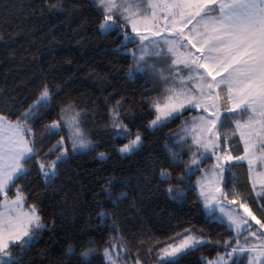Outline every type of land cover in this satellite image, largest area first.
Listing matches in <instances>:
<instances>
[{
	"label": "trees",
	"instance_id": "16d2710c",
	"mask_svg": "<svg viewBox=\"0 0 264 264\" xmlns=\"http://www.w3.org/2000/svg\"><path fill=\"white\" fill-rule=\"evenodd\" d=\"M101 11L92 0H0V111L15 121L47 85L53 92L52 102L31 122L41 150L59 139L45 132L44 126L58 119L61 109L68 106L83 117L95 144L93 151L71 153L65 141L70 154L51 183L41 178L35 161L30 166L31 175L19 187L25 205L37 207L45 228L29 247L14 253L20 264H82L80 254L94 248L89 258L92 264H108L104 249L115 240L127 244L131 256L138 255L144 264H159L156 252L163 243L157 241L167 242L176 232L190 228L208 243L183 255L180 264H205L206 259L225 252L222 245L234 238V231L206 216L196 187L201 171H195L185 183H175L190 162L187 148L178 143L180 132L198 111H187L165 126L149 128L153 103L164 93L162 85L150 79V73L132 71L130 75L133 57L123 47L119 31L100 30ZM115 111L133 133L142 136V145L134 153L123 155L118 150L128 141L115 135ZM236 115L225 113L223 120ZM227 124L234 128L231 118ZM228 142L231 153L243 154L238 133H230ZM100 152L107 158L100 159ZM173 152L179 156L174 158ZM210 162L213 159L203 166ZM233 163L236 166L226 172L225 179L237 185L235 199L241 203L242 196L254 195L251 172L245 161ZM163 169L171 172L172 186L183 191L182 197L169 195V184L160 178ZM122 193L126 194L123 198ZM247 204L264 222L256 203L249 199ZM238 264L245 263L241 259Z\"/></svg>",
	"mask_w": 264,
	"mask_h": 264
},
{
	"label": "snow or ice",
	"instance_id": "6c2138e0",
	"mask_svg": "<svg viewBox=\"0 0 264 264\" xmlns=\"http://www.w3.org/2000/svg\"><path fill=\"white\" fill-rule=\"evenodd\" d=\"M97 3L103 17L100 30L103 33L119 31L125 49L130 44L139 46L135 51L128 49L134 60L130 75L132 71L151 68L171 85L166 89L164 102L153 103L154 119L149 128L165 126L187 111L202 109V114L192 118L178 141L191 157L185 174L178 176L175 183H185L195 171L203 172V165L214 158L204 179L196 182L205 214L214 222L227 224L229 229L244 235V244L234 237L222 245L225 255L219 258V264H228L234 254L238 259L245 251L255 253V247L245 248L249 244L248 237L261 241L259 254L264 257V222L257 219L247 204L249 199L253 200L264 214V204H260L264 200V171L256 173L262 178L259 181L253 179L251 183L254 195L241 197L243 202L238 207L247 218L231 207L237 204V185L224 177L226 171L231 173L236 166L234 161H246L249 171L254 172V163L259 160V167L264 170V0H141L147 4L152 19L156 17L155 8L165 11V30L171 35H161L160 29L153 25L156 28L151 31L153 38L137 28V13L129 8L137 0H120L119 4L117 0H97ZM141 19L146 18L141 16ZM150 59L166 63L167 68L158 69L156 64L148 63ZM52 98V90L44 85L36 101L15 121L0 111V208L6 209L0 211V264H20V257L14 250L29 247L38 232L45 228L35 205L29 203L28 210H24L25 196L19 187L20 182L31 175L33 162L45 183H51L58 174V166L66 163L70 154L65 145V133L71 153L95 150L82 123L83 117L71 106L61 109L59 118L44 126L45 132L59 136V139L45 151L41 150L31 122L50 106ZM222 106L227 113L237 115L222 120ZM229 118L234 122L232 129L227 124ZM112 127L116 137L128 141L118 149L121 154L132 153L140 147L141 134L133 133L119 119L118 111L113 114ZM237 132L243 141V155L233 156L228 140L230 133L235 136ZM257 152L261 153L259 157ZM171 155L175 158L179 153ZM99 158L107 157L105 153H99ZM180 163H184L182 158ZM160 178L169 184L167 191L173 199L183 196L180 188L172 186L171 172L161 170ZM9 193H12L11 197ZM125 195L122 193L121 198ZM230 195L233 199H229ZM100 216L105 218L106 214L101 212ZM113 230H117L115 226ZM157 243H163L156 252L159 264H180L183 255L208 241L185 228L170 236L167 242ZM68 251L73 253L71 247ZM95 251L94 248L83 251L80 254L82 264H92L89 258ZM103 255L109 264H117L118 260L141 264L138 255L131 256L127 244H117L115 240L109 241ZM232 264H236V260H232ZM260 264H264V260Z\"/></svg>",
	"mask_w": 264,
	"mask_h": 264
},
{
	"label": "rangeland",
	"instance_id": "374dc122",
	"mask_svg": "<svg viewBox=\"0 0 264 264\" xmlns=\"http://www.w3.org/2000/svg\"><path fill=\"white\" fill-rule=\"evenodd\" d=\"M98 7H100L97 3V0H92ZM117 3L119 4L120 3V0H117ZM139 5V6H137ZM101 8V7H100ZM130 8V11H135L137 13V16L135 17L136 21H137V28L138 30L144 34V35H149L150 38H153L151 37V31H155L156 28L153 27V25H156V27H158L161 31V35H171V33L167 32L165 29H166V26H167V21H165L163 19L164 15H165V11L160 8V7H157L155 8V13H156V17L155 19H152L151 16H150V11L148 10L147 8V4L146 3H141V0H137V3L136 4H130L129 6ZM174 11V9H173ZM187 11V9H186ZM141 16L145 17L146 19H141ZM196 19H199V17H197ZM196 23V20L194 19L193 20V24ZM189 28L192 27V25H189L188 26ZM128 28L130 29V25L128 26ZM188 29H185V31L187 32ZM156 39H159V37H155ZM142 43L144 44H147V41H143ZM131 46L128 48V49H131L133 51H135L139 46L138 45H135V44H130ZM127 49V51H128ZM137 55H140L139 52H137ZM148 63L149 64H156L157 65V68H167V64L166 63H163V62H160L156 59H150L148 60ZM138 72H142V74H149V77L150 79L153 78L154 80H157L158 82H160V84L162 85V89H163V95H162V99H157V101L155 102H160V103H163L165 98H166V89L171 87V85L169 84H166L164 82V80L162 78H160L157 73L155 71H153L151 68H146L145 70L143 71H138ZM165 75H168L167 72H165ZM220 77H217V79H219ZM223 94V93H222ZM198 113H195V114H192L190 118H188L184 124H183V127L181 129V134L183 133L184 129L189 125V123L191 122L192 118L199 115V114H202V109H197ZM221 119L223 120V116L225 113H227L225 110H224V107L222 106L221 109ZM171 121V120H170ZM239 134V132H237ZM67 142V140H65ZM242 141V140H241ZM65 142V143H66ZM142 142H143V139H142ZM93 143V142H92ZM127 143V142H126ZM243 143V141H242ZM125 144V143H124ZM123 144V145H124ZM230 144V142H228V145ZM95 145V144H94ZM123 145H120L118 147L121 148ZM142 145V143H141ZM140 145V147H141ZM244 146V145H243ZM139 147V148H140ZM193 147H195L193 145ZM230 147V145H229ZM139 148L137 150H139ZM136 150V151H137ZM134 151V152H136ZM255 151V149H254ZM132 152V153H134ZM100 153H104V152H100ZM128 154H131V153H128ZM128 154H123V155H128ZM190 154V157H191V153L189 152ZM233 156H235L233 153H231ZM106 155V154H105ZM243 155V154H242ZM261 155L260 152H257V156L259 157ZM107 157V155H106ZM214 158H213V162H210L207 166H203V172H201V174L199 175L198 180H203L204 179V174L205 173H208V170L209 168L212 167V165L214 164ZM236 162V161H234ZM246 162V161H245ZM247 163V162H246ZM227 167V166H226ZM261 171H264L262 170L260 167H259V160H257L255 163H254V172H251V178H252V181L253 179H256L257 181H259V179H261L262 177H258L256 175V173H260ZM227 172V171H226ZM226 172L224 173V177H226ZM209 176L211 177V174L209 173ZM196 181V182H197ZM259 186V184H258ZM196 187L198 189V193H199V197H200V189L199 187L197 186V183H196ZM210 187V186H209ZM223 187V185H222ZM230 199V198H229ZM200 200H201V197H200ZM240 203H237L235 205H231V207L233 208H237L238 212L241 214V215H245V218L246 217V214L243 213V209H240L238 206H239ZM249 206V205H248ZM250 208V206H249ZM251 209V208H250ZM24 210L27 211L28 208L27 206L25 205L24 203ZM252 210V209H251ZM0 211H6V209L4 208H0ZM253 212V211H252ZM254 214V213H253ZM40 215V214H39ZM255 215V214H254ZM256 216V215H255ZM257 217V216H256ZM257 219H259L257 217ZM251 223L254 224V222L250 221ZM254 227L255 228H259V225H255L254 224ZM234 231V237H238L239 239V243L240 244H244V235L243 234H238L235 232L234 229H232ZM264 231V230H262ZM248 240H249V244H246L245 246H251V247H255L257 249V251L255 253L251 252V251H245L241 254H239V258L237 259L238 262H240V260L242 259L243 262L245 264H260V261L261 260H264V257L260 256V246H261V241L257 240L255 237H248ZM121 243L120 241H117V244ZM251 247H245L246 249L248 248H251ZM120 249L117 248V251H119ZM225 255V252H223L222 254H220L217 258H214V259H206L205 261V264H219V258L221 256H224ZM253 257H256L255 259H253ZM236 255L234 254V256L232 257V259H230L228 261V264H232V260H236ZM107 261V260H106ZM141 264H144L143 261H140ZM238 262L236 261V264H238ZM107 263L109 264V262L107 261ZM117 264H126L124 263L123 260H118L117 261ZM132 264H134V262H132Z\"/></svg>",
	"mask_w": 264,
	"mask_h": 264
}]
</instances>
